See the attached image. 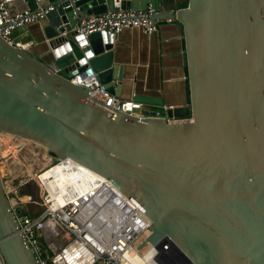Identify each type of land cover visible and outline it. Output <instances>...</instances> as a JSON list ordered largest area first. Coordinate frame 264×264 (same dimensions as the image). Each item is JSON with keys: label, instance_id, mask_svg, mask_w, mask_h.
I'll list each match as a JSON object with an SVG mask.
<instances>
[{"label": "water", "instance_id": "obj_1", "mask_svg": "<svg viewBox=\"0 0 264 264\" xmlns=\"http://www.w3.org/2000/svg\"><path fill=\"white\" fill-rule=\"evenodd\" d=\"M10 16L57 6L36 44L48 60L0 38V133L95 172L145 214V244H169L155 264H264V0H121L155 11L183 36L186 105L143 118L103 110L70 80L91 69L120 99L125 66L115 36L74 30L113 0H6ZM92 55L88 56L87 53ZM143 106L163 101L133 96ZM159 101V102H157ZM19 213V212H17ZM0 256L38 264L0 178Z\"/></svg>", "mask_w": 264, "mask_h": 264}, {"label": "built area", "instance_id": "obj_2", "mask_svg": "<svg viewBox=\"0 0 264 264\" xmlns=\"http://www.w3.org/2000/svg\"><path fill=\"white\" fill-rule=\"evenodd\" d=\"M113 8L112 13L79 19L73 31L84 38L94 33L118 36L124 30H139L148 36L157 32L158 23L151 21L156 14L152 8L123 10L121 0H113ZM54 12H57V6L48 5L35 12L26 9L10 16L7 1L0 0V38L11 46L28 51L30 45L15 41L13 33L48 20ZM70 81L85 89L106 112L143 118L141 103L116 98L100 84L91 69ZM171 109L164 107L155 112V117L166 119L165 112ZM3 135L17 137L0 133V137ZM72 179V182H62L58 188H48L37 182L38 201L31 196L19 198L17 192L4 189L18 230L38 264H155L159 254L169 251L168 243L159 246L145 244L138 248L149 236L151 224L145 214L128 200L110 198L109 195H102L99 200L92 180L77 174ZM24 204L30 209L23 207ZM0 264H4L1 256Z\"/></svg>", "mask_w": 264, "mask_h": 264}, {"label": "crops", "instance_id": "obj_3", "mask_svg": "<svg viewBox=\"0 0 264 264\" xmlns=\"http://www.w3.org/2000/svg\"><path fill=\"white\" fill-rule=\"evenodd\" d=\"M177 2L184 6L188 0ZM56 16L57 12L52 13L48 21ZM37 24L18 29L17 34L13 33V39L29 44L39 59L48 62L49 59L34 40L42 37ZM113 51L114 62L125 66V85L122 87L120 100H131L134 95H139L162 100L163 107H185V51L183 36L177 26L168 22L161 23L157 32L151 36L139 30H124L115 36ZM143 107L148 112L162 111L160 107Z\"/></svg>", "mask_w": 264, "mask_h": 264}, {"label": "rangeland", "instance_id": "obj_4", "mask_svg": "<svg viewBox=\"0 0 264 264\" xmlns=\"http://www.w3.org/2000/svg\"><path fill=\"white\" fill-rule=\"evenodd\" d=\"M17 33L18 30L14 32ZM0 139V178L4 189L17 192L19 198L31 196L38 201L40 193L36 176L57 160L37 143L7 135ZM23 207L30 209L25 204Z\"/></svg>", "mask_w": 264, "mask_h": 264}, {"label": "bare ground", "instance_id": "obj_5", "mask_svg": "<svg viewBox=\"0 0 264 264\" xmlns=\"http://www.w3.org/2000/svg\"><path fill=\"white\" fill-rule=\"evenodd\" d=\"M76 174L82 178L86 177L92 180L96 191V197L100 198L99 200H102V195H109L110 198H120L127 202V200H125V198L104 178L68 159L59 161V163L42 171L36 176V180L39 184L47 186L48 188L52 186L58 188L62 182H72V177L74 178ZM142 262H144L143 259Z\"/></svg>", "mask_w": 264, "mask_h": 264}, {"label": "snow or ice", "instance_id": "obj_6", "mask_svg": "<svg viewBox=\"0 0 264 264\" xmlns=\"http://www.w3.org/2000/svg\"><path fill=\"white\" fill-rule=\"evenodd\" d=\"M87 55H88V56H91V55H92V53H91V52H88V53H87Z\"/></svg>", "mask_w": 264, "mask_h": 264}]
</instances>
